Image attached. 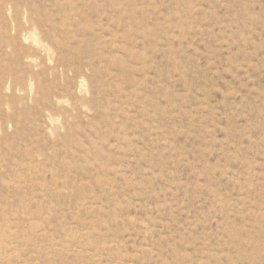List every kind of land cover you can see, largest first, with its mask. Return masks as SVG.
<instances>
[{
  "label": "rangeland",
  "instance_id": "374dc122",
  "mask_svg": "<svg viewBox=\"0 0 264 264\" xmlns=\"http://www.w3.org/2000/svg\"><path fill=\"white\" fill-rule=\"evenodd\" d=\"M0 264H264V0H0Z\"/></svg>",
  "mask_w": 264,
  "mask_h": 264
}]
</instances>
